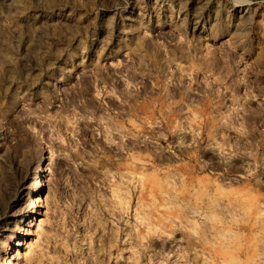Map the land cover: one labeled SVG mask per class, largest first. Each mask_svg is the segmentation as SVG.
<instances>
[{
    "label": "rangeland",
    "instance_id": "1",
    "mask_svg": "<svg viewBox=\"0 0 264 264\" xmlns=\"http://www.w3.org/2000/svg\"><path fill=\"white\" fill-rule=\"evenodd\" d=\"M0 264H264V0H0Z\"/></svg>",
    "mask_w": 264,
    "mask_h": 264
},
{
    "label": "bare ground",
    "instance_id": "2",
    "mask_svg": "<svg viewBox=\"0 0 264 264\" xmlns=\"http://www.w3.org/2000/svg\"><path fill=\"white\" fill-rule=\"evenodd\" d=\"M118 193V192H117ZM120 193V192H119ZM192 207V206H191ZM198 209V208H197ZM192 210V209H191ZM193 211V210H192Z\"/></svg>",
    "mask_w": 264,
    "mask_h": 264
}]
</instances>
